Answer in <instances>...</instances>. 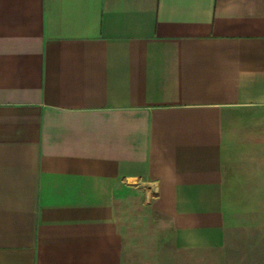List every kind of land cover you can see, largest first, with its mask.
<instances>
[{"label": "crops", "instance_id": "obj_1", "mask_svg": "<svg viewBox=\"0 0 264 264\" xmlns=\"http://www.w3.org/2000/svg\"><path fill=\"white\" fill-rule=\"evenodd\" d=\"M258 222L264 0H0V264H264L234 241Z\"/></svg>", "mask_w": 264, "mask_h": 264}, {"label": "rangeland", "instance_id": "obj_2", "mask_svg": "<svg viewBox=\"0 0 264 264\" xmlns=\"http://www.w3.org/2000/svg\"><path fill=\"white\" fill-rule=\"evenodd\" d=\"M143 191L128 190L123 192V199L128 201V204L132 202H138L143 198ZM147 212L138 206H127L124 208L123 219H124V230L131 236L129 242L131 245L137 246L138 249H144L147 253L153 256L157 254L159 245L155 239L151 237L150 231L153 230V223L148 220L146 216ZM244 228V229H243ZM243 228H236L235 230L245 231V238L234 240L240 245L246 246V251L255 252L258 249V253L248 255L252 261L257 263L262 262V252H264V239L262 238V222L258 223H246ZM263 247V249H262ZM263 250V251H262ZM240 250L233 247L224 248L222 253H213L209 250L204 252L192 254H180L179 252L173 251L170 254L169 260L165 264H234L237 260L241 259L239 254ZM156 259L157 256L155 255Z\"/></svg>", "mask_w": 264, "mask_h": 264}]
</instances>
